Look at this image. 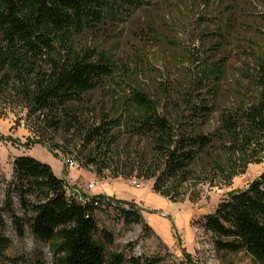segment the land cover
<instances>
[{
  "label": "trees",
  "instance_id": "16d2710c",
  "mask_svg": "<svg viewBox=\"0 0 264 264\" xmlns=\"http://www.w3.org/2000/svg\"><path fill=\"white\" fill-rule=\"evenodd\" d=\"M153 1L0 0V100L9 97L8 104H21L27 117L35 118L31 129L36 142L54 156L58 150L97 175L108 170L113 178L153 179L155 192L177 202L173 190L188 181L196 167L221 169L233 155L243 165L258 160L264 147V60L251 76L256 100L224 108L215 128L205 130L215 111L212 105H170L139 87L123 86L132 70L129 61L80 46L81 37L99 34L117 14L130 15ZM223 65L222 59L213 63L215 79L221 78ZM96 91L100 101L93 100ZM67 188L65 178L49 164L25 153L16 156L5 201L16 199L21 214L11 205L2 210L10 213L18 237L27 230L46 243L54 264L161 261L158 255L126 256L109 250L113 238L106 230L95 236L96 211L107 208L116 210L126 225L138 224L154 234L137 203L100 193L80 197ZM202 226L217 237L216 248L245 251L264 264V180L256 178L246 188L231 191L203 216ZM10 245V238L0 232V264H45L40 257L25 256L4 262Z\"/></svg>",
  "mask_w": 264,
  "mask_h": 264
},
{
  "label": "rangeland",
  "instance_id": "374dc122",
  "mask_svg": "<svg viewBox=\"0 0 264 264\" xmlns=\"http://www.w3.org/2000/svg\"><path fill=\"white\" fill-rule=\"evenodd\" d=\"M148 24L151 29H146ZM215 30V34H210ZM79 43L103 50L117 61H129L132 70L121 82L123 86L139 87L155 98L169 100L170 105L186 102L212 105L215 111L205 126V130H212L224 108L246 106L257 98L251 76L257 71V62L264 60V0H154L152 5L130 15L117 14V19L101 26L99 34L88 33ZM218 59H222L224 65L221 78L215 79L213 63ZM93 100H101L99 91L94 93ZM7 102L4 98L0 100V212L3 219L0 232L11 240L10 247L3 253L4 262L25 256L40 257L45 264H54L49 246L27 230L23 238L18 237L10 213L2 210L11 205L15 213L21 214L16 199L5 201L12 162L18 155L25 153L49 164L56 175L65 178L67 191L72 195L83 197L93 191L121 199L138 189L143 196L152 191L153 179L117 177L119 180H115L108 170L97 175L92 168L81 166L74 169L79 177L72 183L73 177L70 169L64 167L61 152L56 150L58 155L54 156L46 146L36 142L31 129L35 118L27 117L21 104ZM89 171L94 177L85 180L83 174ZM262 173L264 147L258 152V160L246 165L233 155L221 169L209 165L196 167L189 180L173 190L178 201L171 202L170 213L147 209L173 217L175 224L168 226L166 233L160 234L152 228V234L138 224L126 225L116 210L107 208L96 211L98 231L95 236L106 230L113 238V243L107 246L109 250L126 256H161L157 264H257L245 251L216 248L217 237L205 230L202 222L203 216L212 212L231 191L246 188ZM134 179L137 186L131 184ZM90 181H96L94 188H88ZM130 200L141 203L137 204L139 206L144 203L135 196ZM147 210H143L145 220L151 226L148 221L151 214Z\"/></svg>",
  "mask_w": 264,
  "mask_h": 264
},
{
  "label": "crops",
  "instance_id": "0c3cea01",
  "mask_svg": "<svg viewBox=\"0 0 264 264\" xmlns=\"http://www.w3.org/2000/svg\"><path fill=\"white\" fill-rule=\"evenodd\" d=\"M70 175H72V177H73L72 183H75L76 178L79 177L78 173H76L74 170H70ZM92 176L94 177V173L91 171H89L88 174H83V178L85 180L88 177L91 179ZM114 179L119 180V178H114ZM109 191L112 194H114V192L111 191V189ZM88 193L90 195L99 194L98 192H93V191H88ZM133 196L139 198L140 200H144V203L142 205H140V206H142L143 210L153 208V209H157V210L161 209L163 211V213L166 211L170 213L169 210L172 206L171 202H173V201L166 199L165 196L155 192L153 189H152V191H147L146 196H143L142 194H140L139 189H138V190L130 192L129 196L124 197V198L120 197V198L130 200V198H133ZM149 201H152L154 204H150ZM134 202H136L137 204H141L137 201H134ZM143 210H142V215L144 216L145 219H147L146 212ZM147 213L151 214L149 216L150 220H148L152 224L151 227L154 228V230H156L160 234L166 233L168 230V226H171L172 223H174V219H173V217H171V215L169 213L158 214L157 212H150V210H147ZM168 216H170V218Z\"/></svg>",
  "mask_w": 264,
  "mask_h": 264
},
{
  "label": "built area",
  "instance_id": "2783aa9c",
  "mask_svg": "<svg viewBox=\"0 0 264 264\" xmlns=\"http://www.w3.org/2000/svg\"><path fill=\"white\" fill-rule=\"evenodd\" d=\"M63 162L65 163L66 167L70 170H74L79 167L78 162L72 157H64ZM131 184L137 186L138 182L134 179L131 181ZM87 186L88 188H94L96 186V181H90Z\"/></svg>",
  "mask_w": 264,
  "mask_h": 264
},
{
  "label": "water",
  "instance_id": "95a60500",
  "mask_svg": "<svg viewBox=\"0 0 264 264\" xmlns=\"http://www.w3.org/2000/svg\"><path fill=\"white\" fill-rule=\"evenodd\" d=\"M259 178H260L261 180H264V173H262V174L259 176Z\"/></svg>",
  "mask_w": 264,
  "mask_h": 264
}]
</instances>
